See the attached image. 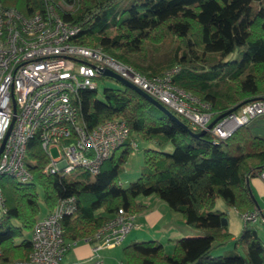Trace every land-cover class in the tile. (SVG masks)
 Instances as JSON below:
<instances>
[{
  "label": "trees",
  "instance_id": "obj_1",
  "mask_svg": "<svg viewBox=\"0 0 264 264\" xmlns=\"http://www.w3.org/2000/svg\"><path fill=\"white\" fill-rule=\"evenodd\" d=\"M57 1L0 4L26 14L55 4L64 20L78 26L73 42L100 46L148 77L177 67L173 84L204 103L210 121L232 107L238 112L243 104L264 99V0H66L74 2L73 10L61 8ZM165 38L171 41L172 54L153 62L146 46ZM79 101V117L87 129L120 118L128 126V137L94 174L83 170L70 175L45 173L46 152L36 137L30 139L25 162L31 178L0 176L1 262L28 256L31 243L26 233L63 197L76 199L75 208L60 218L64 239L92 242L118 208L135 215L144 208L137 196L154 193L198 232L174 238L170 252L158 239H134L122 247L124 264H264V242L251 222H244L234 237L229 230V208L239 213L257 208L249 178L264 169V137L253 133L248 121L224 138L208 129L194 135L202 129L169 109L177 117L172 118L124 85L103 88L101 98L96 89L84 88ZM136 137L155 148L143 149L139 175L123 185L119 173ZM168 143L172 151L161 150ZM218 198L225 208L216 206ZM231 241L234 251L213 254Z\"/></svg>",
  "mask_w": 264,
  "mask_h": 264
},
{
  "label": "built area",
  "instance_id": "obj_2",
  "mask_svg": "<svg viewBox=\"0 0 264 264\" xmlns=\"http://www.w3.org/2000/svg\"><path fill=\"white\" fill-rule=\"evenodd\" d=\"M77 31L78 26L64 20L52 3L32 14L0 4V176L19 181L31 178L25 159L28 141L34 137L48 157L45 173L97 172L101 162L129 134L126 122L120 118L105 120L91 129L80 120L79 92L96 89L95 78L105 76V68L186 118L193 128L204 129L210 122L207 106L173 84L177 67L148 77L100 46L73 42L71 38ZM262 113L264 99L252 100L238 112L218 119L208 130L224 138ZM132 144L137 147L136 141ZM52 148L57 151L55 156L50 152ZM258 176L264 181V169ZM75 201L74 196L63 197L35 221L27 257L0 264H77L63 262L66 251L78 242L66 241L60 224L61 216L75 208ZM0 209L4 210L1 187ZM257 216L254 209L244 212L242 219L253 222ZM134 226L135 215L118 208L94 233L92 242L89 238L82 240L91 245V253L82 264H103L99 250L121 243Z\"/></svg>",
  "mask_w": 264,
  "mask_h": 264
},
{
  "label": "rangeland",
  "instance_id": "obj_3",
  "mask_svg": "<svg viewBox=\"0 0 264 264\" xmlns=\"http://www.w3.org/2000/svg\"><path fill=\"white\" fill-rule=\"evenodd\" d=\"M57 5L63 9H65V10H73L74 9V2H68L66 0H58ZM146 48L147 49H145V52H146V54H149V56L153 62H156L159 60H164L165 58L171 56V54H172V44H171L170 39H167V38L160 40V41H149ZM168 69H166V70H168ZM166 70H164V71H166ZM95 82H96V95L99 98L102 97L103 88L123 86L119 81H117L114 78L108 77V76H103L101 78H95ZM247 124L253 133L256 132L255 131L257 128L256 126H260L261 132H264V113L258 114L256 116L250 118L248 120ZM259 134L264 137V133H259ZM135 139L137 142V147H133L132 151L130 152V156H129L128 160L124 164L123 170L119 173V180H120L121 184H123V185H126L129 181L136 179L137 176L139 175L140 167L142 166V162H143V149L147 146L155 148L154 144H152L150 142L143 141L139 137H136ZM172 149H173V146L170 143H168L161 150L169 152V151H172ZM50 152L53 156H55L57 154V151L55 148H52ZM148 196H149V198H147V199H149L151 201V203L158 202L156 208H158V210H160L161 212H164V209L165 210L168 209L167 204L154 193L147 195V196L146 195H138L137 199H139V200L144 199V197H148ZM38 202H39V207H40V214H42L44 211V204L42 202L41 197L39 198ZM216 206L220 209L225 208L223 200L221 198L217 199ZM231 212L232 211L229 210L228 215L230 214L231 216H233L231 214ZM0 213H1V209H0ZM176 213H178V212H176ZM243 213H240L241 218H242ZM179 216H180V214H179ZM162 218L163 217H159L156 219L154 229H151L150 226H148V225H145L144 229L156 230L159 232L166 229V226L162 227V223L166 222L168 220H171L172 218L168 219L167 216H165L164 219H162ZM234 218L235 219L233 222V228L237 229V227L240 224V220L238 218V215H236ZM172 221H174V219ZM251 225H252V223H251ZM26 235H27V237L30 238L31 231H28L26 233ZM190 235H194V234H184V235L181 234V236H190ZM158 236H160V238L162 239L161 235H158ZM139 239L147 240V239H151V237H148L146 235L145 238H139ZM161 242L164 245V250L166 252H170L172 249V246L167 244V238H164L163 240H161ZM126 243H128V241H127V239L124 238V240L122 241V243L120 245L105 247L104 249L111 248V250H109V252H108V250H105L107 253H105L106 257L104 260V264H115V263L118 264L119 262H121L119 259V256H120L119 254H122V247ZM233 246H234V243L230 242V243L218 246L217 249L216 248L213 249L212 252H213V254L228 253V252L234 251ZM100 252H102V251H100ZM71 254H72V250L67 251L63 256V260L71 261L72 260Z\"/></svg>",
  "mask_w": 264,
  "mask_h": 264
},
{
  "label": "crops",
  "instance_id": "obj_4",
  "mask_svg": "<svg viewBox=\"0 0 264 264\" xmlns=\"http://www.w3.org/2000/svg\"><path fill=\"white\" fill-rule=\"evenodd\" d=\"M256 127H257L255 130L256 132H254L255 134L264 133V132H261L260 126H256ZM249 186L251 188L252 194L256 201L257 208L255 209L258 212L257 219L251 223L256 229L257 234L259 235L261 240L264 242V221H263L264 220V181L260 178V176L255 175L249 178ZM147 198H149V196L144 197V199H140V200L138 199L139 202L144 204V208L135 213V226L125 236V239H127L128 242L134 239L145 238L147 235L148 237H151V239H158L160 241L163 240L164 238H167V244L172 246L174 238L180 236L181 234H196L198 232L196 229L186 225L181 220L179 213H176L177 211L172 210L167 205L168 209L166 210L164 209V212H161L160 210H158V208H156L158 202L151 203V201ZM229 210L232 211L231 214L233 215L231 216L229 214V230L231 231L234 237L240 232L244 224V221L240 217V213L237 210H235L234 208H230L228 209V211ZM236 215H238V218L240 220V224L237 227V229L233 228V222L235 219L234 217ZM165 216H167L168 219L172 218L171 220H168L162 223V227L166 226V229L162 230L161 232L156 231V230L144 229L145 225H148L150 226L151 229H154L156 219L159 217H163L162 219H164ZM173 219L174 221H172ZM158 235H161L162 239ZM70 250H72V254H71L72 260L71 261L63 260V262L65 263L74 262L77 264H82L83 262L87 260L88 256L91 253V245L86 242L81 241V242H78L76 245L71 246L67 251H70ZM105 250H108L109 252L111 248L109 249L102 248L99 250L103 264H104V260L106 257L105 253H107ZM119 255H120L119 259L121 261L120 263L124 264L123 254H119Z\"/></svg>",
  "mask_w": 264,
  "mask_h": 264
},
{
  "label": "water",
  "instance_id": "obj_5",
  "mask_svg": "<svg viewBox=\"0 0 264 264\" xmlns=\"http://www.w3.org/2000/svg\"><path fill=\"white\" fill-rule=\"evenodd\" d=\"M103 74L105 76L111 77L116 79L117 81H119L121 84H123L124 86H128L131 87L133 89H135L137 92H139L140 94H142L144 97H146L149 101H151L153 104H155L159 109H161L164 113H166L167 115L171 116L174 119H177L176 115L170 111L164 104H162L161 102H159L158 100H156L155 98H153L152 96H150L148 93H146L143 89H141L140 87H138L136 84L132 83L131 81H129L128 79L120 76L119 74L115 73L114 71L105 68L103 69ZM237 106L232 107L231 109H229L226 113L219 115L218 117L212 119L208 124L207 127L202 129L201 131L197 132V133H193L194 135H201L203 134L208 128H210L219 118L223 117L224 115L231 113L235 110Z\"/></svg>",
  "mask_w": 264,
  "mask_h": 264
},
{
  "label": "bare ground",
  "instance_id": "obj_6",
  "mask_svg": "<svg viewBox=\"0 0 264 264\" xmlns=\"http://www.w3.org/2000/svg\"><path fill=\"white\" fill-rule=\"evenodd\" d=\"M215 138V137H214ZM218 139V138H217Z\"/></svg>",
  "mask_w": 264,
  "mask_h": 264
}]
</instances>
